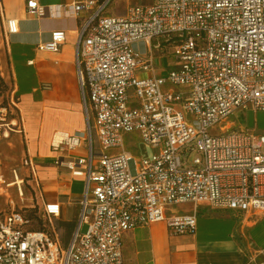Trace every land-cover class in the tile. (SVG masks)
Here are the masks:
<instances>
[{"label": "built area", "instance_id": "1", "mask_svg": "<svg viewBox=\"0 0 264 264\" xmlns=\"http://www.w3.org/2000/svg\"><path fill=\"white\" fill-rule=\"evenodd\" d=\"M110 3L58 7L92 11L76 58L87 131L54 145L87 147L59 158L85 179L79 223L65 245L54 224L60 202L37 210L44 223L37 228L11 200L0 212V264H124L129 230L166 221L172 234L196 232L197 210L169 213L177 204L264 212V132L229 127L239 112H264V0H150L119 16L105 14ZM27 7L47 12L38 0ZM5 23L8 33L19 31L17 19ZM65 39L54 31L39 48L58 51ZM170 55L179 62L157 72V59ZM20 102L14 87H0V139L24 131ZM133 135L151 152L128 148ZM25 165L35 173L30 158ZM4 185L12 186L0 176V193Z\"/></svg>", "mask_w": 264, "mask_h": 264}, {"label": "crops", "instance_id": "2", "mask_svg": "<svg viewBox=\"0 0 264 264\" xmlns=\"http://www.w3.org/2000/svg\"><path fill=\"white\" fill-rule=\"evenodd\" d=\"M38 3L47 9L44 16L30 11L27 0H3L0 12V79L20 94L18 115L24 126V131L0 139V176H8L5 171H10L15 179L7 182L14 186L18 178L20 187L22 180L31 178L33 191L27 199L31 202L22 207L10 196L21 209H43L47 202H60L61 215L54 221L60 224L62 239L66 241L69 237L68 243L79 223L85 179L72 174L65 164L59 163V158L83 156L87 147L85 144L67 150L55 149L54 145L67 135H83L87 131L76 58L80 36L91 20L92 11L75 15L59 11V6H68L73 0H38ZM6 18L18 20L17 33L7 32ZM58 30L66 34L59 50L40 49L39 44L50 41L52 33ZM259 113L246 115L258 114L264 119ZM94 144H98L95 138ZM27 158L33 162L35 173L25 165ZM16 165H23L26 171L12 169ZM6 193L2 188L0 212L11 208ZM196 210L198 226L193 234H172L166 221L125 232L124 264H264L263 211L220 210L192 202L168 208L169 213ZM64 222L68 224L64 226Z\"/></svg>", "mask_w": 264, "mask_h": 264}, {"label": "rangeland", "instance_id": "3", "mask_svg": "<svg viewBox=\"0 0 264 264\" xmlns=\"http://www.w3.org/2000/svg\"><path fill=\"white\" fill-rule=\"evenodd\" d=\"M144 1H147V0H111L110 5L108 6L107 10L105 11V14L118 15V16L124 15V14H126L127 8L130 5L135 4V3H139V2H144ZM177 61L179 62V60L173 55L167 56L166 60L165 59H157V63H156L157 70H160L161 68H163V66L168 65V63L173 64L174 62L176 63ZM259 114L262 117H264V112H260ZM248 117H251L252 119H250V118L248 119ZM229 127H232L233 129H237V130H240V129L254 130L256 133H261V132H264V119H261L258 114H255L254 116L253 115L247 116L245 113L239 112L236 114V116L233 118V120L229 123ZM127 147L132 149L134 153H137V154L142 153V155L147 154L152 150V149H149L148 147H145L142 144V141L140 139H138V135L130 136V138L127 140ZM197 155L198 154L196 152H194L191 155L190 163H193V161L197 157ZM3 167H4V165H3ZM15 167H17L23 171H26V168H24L23 165L13 166L12 169ZM19 169H18V172L20 173ZM5 172L8 173V176L5 175V177H4L6 181L9 182V181L15 179L14 175H13V177H11L12 174L10 171H9L10 173L8 171H5ZM20 176H22V175H20ZM20 179H21V177H20ZM29 182H31V178H28V177H26L22 182L23 186H21V188H22L23 193H24L23 197H21L19 195V190H18L17 185L11 186L9 188L6 185H4L3 188L5 189V192H7L5 195H7L8 200H11L10 196H12L14 198L16 204H19V206L21 205L22 207L26 203H28L29 200H27V199H28V197L31 198L30 192L33 191V188L30 185L31 183H29ZM24 185H25V187H24ZM29 202H31V200ZM23 209L24 210L26 209L27 211L30 210V208H23ZM54 223H55V228L57 230V233L59 235H61L60 224H59L58 220H55ZM63 224L65 226V224H68V223L64 222ZM42 226H44L43 221L35 220L33 222V227H37V228L39 227L40 228ZM48 228H50V227H48ZM87 228H88V225L84 224L82 226L81 231L85 232L87 230ZM60 238L62 239V235L60 236ZM68 239H69V237L66 239V241ZM66 241L63 240L65 245L67 244Z\"/></svg>", "mask_w": 264, "mask_h": 264}, {"label": "trees", "instance_id": "4", "mask_svg": "<svg viewBox=\"0 0 264 264\" xmlns=\"http://www.w3.org/2000/svg\"><path fill=\"white\" fill-rule=\"evenodd\" d=\"M0 87H1V90H5L8 88V85H6L2 79H0ZM26 210V209H25ZM37 210L38 209H30L29 211H27L28 213H30L32 216H33V219L35 220H39L41 221V219H39L38 215H37Z\"/></svg>", "mask_w": 264, "mask_h": 264}, {"label": "bare ground", "instance_id": "5", "mask_svg": "<svg viewBox=\"0 0 264 264\" xmlns=\"http://www.w3.org/2000/svg\"><path fill=\"white\" fill-rule=\"evenodd\" d=\"M57 139H61V136H58ZM58 141H59V140H58ZM19 182L21 183V180L15 182V183H19Z\"/></svg>", "mask_w": 264, "mask_h": 264}]
</instances>
